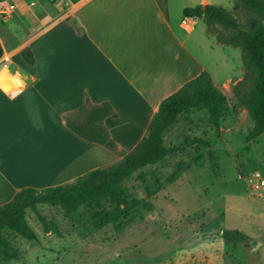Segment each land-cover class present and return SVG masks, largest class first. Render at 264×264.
<instances>
[{"label": "crops", "instance_id": "crops-1", "mask_svg": "<svg viewBox=\"0 0 264 264\" xmlns=\"http://www.w3.org/2000/svg\"><path fill=\"white\" fill-rule=\"evenodd\" d=\"M176 7L172 0L0 4V70H19L25 81L20 90L5 77L13 92L0 91V206L25 188L65 185L122 159L68 128L79 108L109 104L116 117L105 127L118 150L129 153L163 100L203 72L211 75L194 54L198 40L222 45L203 19L184 16L187 4ZM29 52L34 65L24 58ZM241 73L223 84L211 76L229 97Z\"/></svg>", "mask_w": 264, "mask_h": 264}, {"label": "rangeland", "instance_id": "rangeland-1", "mask_svg": "<svg viewBox=\"0 0 264 264\" xmlns=\"http://www.w3.org/2000/svg\"><path fill=\"white\" fill-rule=\"evenodd\" d=\"M209 1L245 21L233 0ZM183 4L196 7L200 2L172 0L175 11ZM213 41L211 47L198 40L194 54L218 84L237 72L244 76L241 50ZM227 98L230 112L219 130L205 110L179 115L164 135L165 145L177 152L145 168L144 180L130 183L131 193L148 201L151 211L139 208L129 222L98 230L86 210L39 205V214L51 226L45 229L28 209L36 240L4 231L18 258H0V264H264V193L257 189L256 177L264 173V134L250 141L253 121L234 95ZM195 138L201 142L187 144ZM227 230L251 239L228 245L223 239Z\"/></svg>", "mask_w": 264, "mask_h": 264}, {"label": "trees", "instance_id": "trees-1", "mask_svg": "<svg viewBox=\"0 0 264 264\" xmlns=\"http://www.w3.org/2000/svg\"><path fill=\"white\" fill-rule=\"evenodd\" d=\"M7 0H0V4ZM245 17L241 22L222 6L199 5L184 10L187 18L203 19L208 33L216 37L222 46L240 49L244 77L233 88L237 103L244 107L254 128L250 132L252 141L264 134V0H233ZM24 58L35 64L32 54ZM191 109L207 111L212 125L219 130L221 122L230 112L228 98L217 87L212 76L203 72L186 83L179 91L162 101L158 113L153 117L144 138L129 153L120 152L117 143L110 136L104 121L116 117L112 107L105 103L94 106L88 103L67 118L68 128L82 139L100 145L122 159L107 168L95 169L74 181L46 189L25 188L13 199L0 206V258L7 262L17 259L4 231L19 235L26 240H36L35 230L27 219V210L35 212L49 229L51 223L39 214V205L61 208L66 212L86 210L92 225L100 230L110 224L129 222L133 211L144 208L152 210L148 201H142L131 193L133 180L145 179V168L159 164L172 156L177 149L165 145L164 135L175 124L177 117ZM72 115V116H73ZM188 145L201 139H187ZM226 244H240L251 238L239 230L223 233Z\"/></svg>", "mask_w": 264, "mask_h": 264}, {"label": "clouds", "instance_id": "clouds-1", "mask_svg": "<svg viewBox=\"0 0 264 264\" xmlns=\"http://www.w3.org/2000/svg\"><path fill=\"white\" fill-rule=\"evenodd\" d=\"M7 71H8L7 66L3 70H0V91L4 92L6 96L9 93V88L6 87L4 83V77ZM10 80L13 86H15L20 90H23V88L25 87V81L22 78V73L19 70H17L15 74H10Z\"/></svg>", "mask_w": 264, "mask_h": 264}, {"label": "built area", "instance_id": "built-area-1", "mask_svg": "<svg viewBox=\"0 0 264 264\" xmlns=\"http://www.w3.org/2000/svg\"><path fill=\"white\" fill-rule=\"evenodd\" d=\"M11 8H13V7H11ZM5 77H7V79H10V74L8 73V71H7V73H5ZM7 79H6V81L4 79V83H5L6 87H8L7 86ZM12 92H13V89L9 90L8 95H11ZM256 177H257V181H258L257 189H259L261 192L264 193V173L258 172L256 174Z\"/></svg>", "mask_w": 264, "mask_h": 264}]
</instances>
